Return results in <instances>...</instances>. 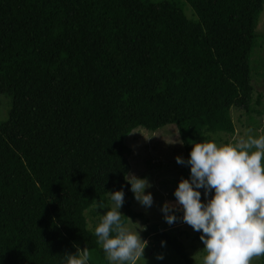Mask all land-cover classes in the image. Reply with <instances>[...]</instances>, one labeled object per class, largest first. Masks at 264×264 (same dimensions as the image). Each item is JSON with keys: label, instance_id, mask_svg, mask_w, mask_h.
I'll return each mask as SVG.
<instances>
[{"label": "trees", "instance_id": "obj_1", "mask_svg": "<svg viewBox=\"0 0 264 264\" xmlns=\"http://www.w3.org/2000/svg\"><path fill=\"white\" fill-rule=\"evenodd\" d=\"M186 1L197 20L168 1L0 0V264H66L77 248L107 264L86 211L123 190L122 222L149 224L131 209L125 138L175 125L189 155L235 135L233 108L251 113L264 0ZM150 230L193 264L179 236Z\"/></svg>", "mask_w": 264, "mask_h": 264}, {"label": "clouds", "instance_id": "obj_2", "mask_svg": "<svg viewBox=\"0 0 264 264\" xmlns=\"http://www.w3.org/2000/svg\"><path fill=\"white\" fill-rule=\"evenodd\" d=\"M176 163L189 167L188 179H181L173 195L175 204L165 203L161 211L169 224L177 221L178 205L182 221L195 232L206 253L203 264H252L264 256V134H251L237 143L219 144L213 138L192 144L187 159L176 157ZM130 191L138 204L151 208L152 187L146 178L127 176ZM203 190V200L202 193ZM111 208L100 215L94 227L107 264H137L144 259L148 241L141 236L146 227L135 229L122 222L120 211L125 202L123 190L107 192ZM210 197V198H209ZM97 211L106 208L103 202ZM162 245L165 242H161ZM66 264H89L86 249L66 254ZM163 260V256H158ZM146 264V261H145Z\"/></svg>", "mask_w": 264, "mask_h": 264}, {"label": "rangeland", "instance_id": "obj_3", "mask_svg": "<svg viewBox=\"0 0 264 264\" xmlns=\"http://www.w3.org/2000/svg\"><path fill=\"white\" fill-rule=\"evenodd\" d=\"M152 3L168 1L177 3L185 16L190 20H197L198 16L186 0H148ZM256 39L254 49L250 57L251 66V85L254 89L252 103L249 107L251 113L246 109L235 107L232 109V119L235 124L236 133L234 136L222 135V141L219 144L237 143L241 138L251 130V134L259 136L264 134V1L263 10L259 16L256 26ZM260 99V100H259ZM9 101L5 97H0V122L8 118ZM129 153L131 172L129 176L137 178H146L152 185L150 191L154 203L151 208H144L133 198L131 209L134 213L143 214L149 224H144L141 220H131L132 223L141 227H146V231L141 233L144 240L148 241V247L144 252L146 264H185L181 257L169 246L155 239L151 235L150 227L155 225L164 231H168L172 236H179V241L186 249L189 259L193 264H203L206 253L203 251L204 245L200 239H192L191 236L198 234L190 226L182 221L183 212L177 205L174 214L177 221L169 225L164 220V214L161 211L165 203L174 205L175 197L173 195L181 179H188L190 175L189 167L176 163V157L188 158V152L182 144L177 126L168 125L154 132L144 128L134 129L124 140ZM192 150V147L189 151ZM202 193L203 200V190ZM210 198V197H209ZM125 197L123 207L120 209L123 215L126 214ZM103 202L106 208L98 210L96 205ZM110 197L97 201L96 204L86 211L85 216L88 222V229L94 230L96 224L100 221V215L111 208ZM99 213V214H98ZM125 224L135 229L137 225L130 224L126 220ZM186 235L190 236L189 238ZM158 256H163V260H158ZM143 259L138 260L137 264H145ZM252 264H264L263 256L254 258Z\"/></svg>", "mask_w": 264, "mask_h": 264}]
</instances>
